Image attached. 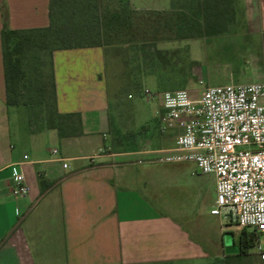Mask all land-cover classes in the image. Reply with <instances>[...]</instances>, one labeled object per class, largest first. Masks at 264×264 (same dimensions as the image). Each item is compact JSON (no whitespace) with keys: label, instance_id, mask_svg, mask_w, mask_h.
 <instances>
[{"label":"crops","instance_id":"0c3cea01","mask_svg":"<svg viewBox=\"0 0 264 264\" xmlns=\"http://www.w3.org/2000/svg\"><path fill=\"white\" fill-rule=\"evenodd\" d=\"M130 1L144 11L173 5V0ZM233 2L234 23L244 14L250 33L264 36V0ZM49 6L50 0H0V264H225L224 234L234 232L237 244L240 227L211 213L214 175L195 166L186 177L197 197L191 205L201 204V195L211 202L207 210L189 209L162 199L160 185L172 171L152 163L170 145L151 148L147 137L136 146L112 148L104 47L53 52L57 107L79 114L77 133L61 137L57 129L32 121L27 106L6 104L4 22L12 29L46 27ZM11 139L16 144L7 147ZM21 141L27 145L22 152ZM13 168L25 175L28 192L22 196L12 193Z\"/></svg>","mask_w":264,"mask_h":264},{"label":"rangeland","instance_id":"374dc122","mask_svg":"<svg viewBox=\"0 0 264 264\" xmlns=\"http://www.w3.org/2000/svg\"><path fill=\"white\" fill-rule=\"evenodd\" d=\"M54 9L60 28L56 36L60 40L77 36L74 27L79 26L90 33H99L100 40L106 41L104 48L109 56L106 81L115 150L124 149L127 144L136 146L138 139L147 137L153 140L151 148L174 146L173 139L166 140L159 132L158 103L143 95L145 87L156 91L201 92L208 85L264 79V36L250 33L244 14L226 32L201 38L199 35L205 32L201 27L200 0H173L171 9L158 13L136 9L130 0H62L54 3ZM66 42L61 41L60 45ZM50 46L45 51L30 52L27 62L30 77L24 98L39 106L50 100L52 90L50 51L56 44ZM41 111L45 112L42 107ZM18 119H22L21 111ZM22 124L27 126L23 121ZM10 144H16L15 140L6 142L7 147ZM26 146L21 141L17 150L22 152ZM49 146L53 147L51 143ZM55 147L59 149L58 144ZM152 164L172 171V176L160 185L162 199L194 210L211 207L204 195L200 196L201 204L191 205L197 197L186 177L194 171V163Z\"/></svg>","mask_w":264,"mask_h":264},{"label":"built area","instance_id":"2783aa9c","mask_svg":"<svg viewBox=\"0 0 264 264\" xmlns=\"http://www.w3.org/2000/svg\"><path fill=\"white\" fill-rule=\"evenodd\" d=\"M143 95L158 103L160 134L174 139V146L159 150L164 155L158 160L192 162L200 172L214 175L211 213L255 230L254 251L264 262V79L208 85L201 92L145 87ZM13 178V195L26 194L24 173L13 168Z\"/></svg>","mask_w":264,"mask_h":264},{"label":"trees","instance_id":"16d2710c","mask_svg":"<svg viewBox=\"0 0 264 264\" xmlns=\"http://www.w3.org/2000/svg\"><path fill=\"white\" fill-rule=\"evenodd\" d=\"M62 0H50L49 25L41 28L12 29L4 22L1 30L2 56L6 87V104L25 105L28 107L31 120L42 124L46 128H55L61 137L75 134L80 131L81 120L78 113H62L57 107L56 84L53 69V52L58 49L102 46L105 42L100 40V34H93L90 31L82 30L79 26L74 27L77 36L57 38L56 33L60 30L57 27L58 13L55 12L54 3ZM98 2L101 0H97ZM99 4V3H98ZM59 5V4H58ZM64 6V1L61 4ZM60 5V6H61ZM97 6V2H96ZM200 12L202 14L203 36H211L226 32L231 28L235 19L236 11L233 0H200ZM158 13V12H157ZM184 38H187L185 36ZM61 41H67L60 45ZM51 43L56 44L50 51V67L52 90L48 101L43 106L31 103L24 98V90L30 77L27 62L30 52L34 50L45 51L50 48ZM72 43V44H70ZM41 107L45 111L41 114ZM41 187L44 190L45 184L41 179ZM258 233L247 227H240L237 237L239 251L236 254L226 255L225 264H264L258 255L252 251L255 246Z\"/></svg>","mask_w":264,"mask_h":264},{"label":"water","instance_id":"95a60500","mask_svg":"<svg viewBox=\"0 0 264 264\" xmlns=\"http://www.w3.org/2000/svg\"><path fill=\"white\" fill-rule=\"evenodd\" d=\"M223 242L225 245V252L227 254H236L239 251L238 245L235 243V234L232 231H227L224 234Z\"/></svg>","mask_w":264,"mask_h":264}]
</instances>
